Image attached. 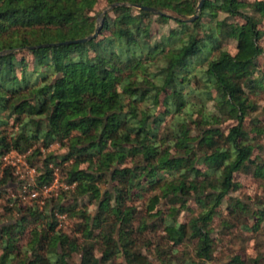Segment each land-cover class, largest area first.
<instances>
[{"label": "trees", "instance_id": "16d2710c", "mask_svg": "<svg viewBox=\"0 0 264 264\" xmlns=\"http://www.w3.org/2000/svg\"><path fill=\"white\" fill-rule=\"evenodd\" d=\"M200 2L0 0V264H209L264 237V0ZM9 153L68 188L22 201ZM244 253L223 264L264 240Z\"/></svg>", "mask_w": 264, "mask_h": 264}, {"label": "rangeland", "instance_id": "374dc122", "mask_svg": "<svg viewBox=\"0 0 264 264\" xmlns=\"http://www.w3.org/2000/svg\"><path fill=\"white\" fill-rule=\"evenodd\" d=\"M249 1H252V0H249ZM98 9L99 10H105L104 4L100 3L98 6ZM261 104L264 105V100L261 101ZM49 150L57 152V146L53 145ZM59 152L61 153V151H59ZM4 165H10L14 168L15 174L17 175L16 181H20V180L29 181V180H31V178H34L35 171L26 162V159L23 156H18L15 153H9V155L7 156V161H5L4 164L1 165V168ZM59 177H60L59 173L56 171L55 179L53 180L52 184L49 186L50 188L48 189V191L47 192H43V191L38 192V196H39L38 198L41 200V202H40L41 206H43L42 204L45 203L42 200H44L46 198H47V200H49L50 197L56 196L60 190H65L66 187H68L65 185V183L63 181L60 180ZM237 179L245 187V189L247 190V192L249 194H254L256 192L253 189V187L251 186L250 181L246 177L240 175V176H237ZM10 190H14V188H11ZM1 214H2V211H0V215ZM64 230L68 231V229L66 227H64ZM241 235H242V237H241L242 242L235 241L232 244H228V245H226L227 249H223L221 247H218L214 253V259L215 260L209 264H223L224 262L226 263L229 255H231L230 253H232L233 255H240V256L244 257L245 256L244 250H246V249L250 250L254 247L256 241L260 242L261 239L264 240V237H261V236L260 237L258 236L257 239L256 238L251 239V234L247 233V232H242ZM78 262H79L78 257H75L73 259V263L78 264Z\"/></svg>", "mask_w": 264, "mask_h": 264}, {"label": "built area", "instance_id": "2783aa9c", "mask_svg": "<svg viewBox=\"0 0 264 264\" xmlns=\"http://www.w3.org/2000/svg\"><path fill=\"white\" fill-rule=\"evenodd\" d=\"M8 155H9V154H8ZM8 155H6V156H4V157L2 158V162L7 161V156H8ZM16 155H17V154H16ZM32 186H33V178H31V180H29V181H26V182L21 186V188L19 189V191H18V197H19L22 201L32 200V199L37 198L38 193H37V191H35V190H31ZM49 188H50V187H43L42 191H43V192H47ZM67 188H68V187H66V189H67Z\"/></svg>", "mask_w": 264, "mask_h": 264}, {"label": "water", "instance_id": "95a60500", "mask_svg": "<svg viewBox=\"0 0 264 264\" xmlns=\"http://www.w3.org/2000/svg\"><path fill=\"white\" fill-rule=\"evenodd\" d=\"M201 5H202V0H201V2H200V4H199L197 10H199V9L201 8ZM138 8H141V9H143V10H148V11H151V12H154V13L156 12V10H154V9H150V8H145V7H138ZM106 12H107V10H105V11L103 12V14H105ZM99 29H100V26H97V28H96V30H95V33H94L92 36H90V37H88V38H86V39L80 40V41H78V42H82V43H83V42H86V41L91 40L93 37H95V36L97 35Z\"/></svg>", "mask_w": 264, "mask_h": 264}]
</instances>
